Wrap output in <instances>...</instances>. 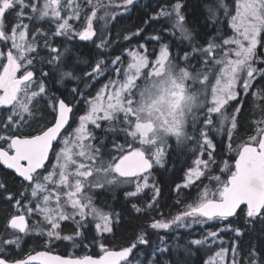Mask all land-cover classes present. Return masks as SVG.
<instances>
[{
  "label": "snow or ice",
  "instance_id": "obj_1",
  "mask_svg": "<svg viewBox=\"0 0 264 264\" xmlns=\"http://www.w3.org/2000/svg\"><path fill=\"white\" fill-rule=\"evenodd\" d=\"M136 5L0 0V264H264V0Z\"/></svg>",
  "mask_w": 264,
  "mask_h": 264
},
{
  "label": "trees",
  "instance_id": "obj_2",
  "mask_svg": "<svg viewBox=\"0 0 264 264\" xmlns=\"http://www.w3.org/2000/svg\"><path fill=\"white\" fill-rule=\"evenodd\" d=\"M164 0H137V5L132 8V10L121 20H119V23L116 25V27L113 29L114 34L116 32L124 33L131 29H134L136 26L140 25L143 20L147 19L146 13L151 12L153 9L157 7L158 3H163ZM168 3H171L172 0H167ZM191 3H195V0H190ZM146 32L149 31V29H145ZM151 47V46H150ZM81 55L91 59V46H81ZM81 68L83 70H88L86 65H81ZM106 82V81H102ZM74 86V82L70 83L68 87ZM99 87V84L96 86ZM62 92L64 94H67V89H62ZM79 113H77V116ZM99 134V133H98ZM191 163V160L189 158V154L181 151L174 150L171 155V164H169L168 169L164 170L161 169L156 172L157 179L160 180L161 186L165 190V200L169 205H171L175 199V193L168 191V186L171 185L173 182L175 183H181V178L184 175V171H186V165ZM194 193V189L192 190ZM104 201L107 202L108 205L115 207L117 210H120V204L122 201H114L111 198V193H107L103 198ZM167 212V209H165ZM207 229L211 230L213 228H216V225L206 226ZM185 230H181V234L184 233ZM201 232V229L197 227L193 233V235H197ZM122 237L118 242H122L123 239H128L132 235V229H121ZM248 237L243 238L244 243H248ZM29 248L33 247V242H28L27 245ZM91 251H96L95 249H92ZM54 252H58L61 254H71L73 252V249L69 246L61 245L59 248L54 249ZM195 264H202L201 260V253H197V256L195 257Z\"/></svg>",
  "mask_w": 264,
  "mask_h": 264
},
{
  "label": "flooded vegetation",
  "instance_id": "obj_3",
  "mask_svg": "<svg viewBox=\"0 0 264 264\" xmlns=\"http://www.w3.org/2000/svg\"><path fill=\"white\" fill-rule=\"evenodd\" d=\"M81 46L87 45L85 42H79Z\"/></svg>",
  "mask_w": 264,
  "mask_h": 264
},
{
  "label": "rangeland",
  "instance_id": "obj_4",
  "mask_svg": "<svg viewBox=\"0 0 264 264\" xmlns=\"http://www.w3.org/2000/svg\"><path fill=\"white\" fill-rule=\"evenodd\" d=\"M85 44H87L88 46H91L90 44H88V42H85ZM79 114H80V113H79ZM205 227H206V226H205ZM181 230H182V229H181ZM181 230H180V231H181Z\"/></svg>",
  "mask_w": 264,
  "mask_h": 264
},
{
  "label": "water",
  "instance_id": "obj_5",
  "mask_svg": "<svg viewBox=\"0 0 264 264\" xmlns=\"http://www.w3.org/2000/svg\"><path fill=\"white\" fill-rule=\"evenodd\" d=\"M54 254H61V253H58V252H54ZM61 255H63V254H61Z\"/></svg>",
  "mask_w": 264,
  "mask_h": 264
}]
</instances>
